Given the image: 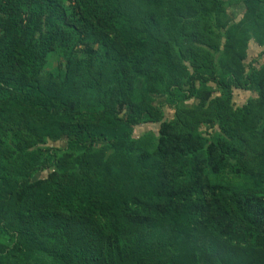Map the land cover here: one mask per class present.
<instances>
[{"label": "trees", "instance_id": "trees-1", "mask_svg": "<svg viewBox=\"0 0 264 264\" xmlns=\"http://www.w3.org/2000/svg\"><path fill=\"white\" fill-rule=\"evenodd\" d=\"M263 56L264 0H0V264H264Z\"/></svg>", "mask_w": 264, "mask_h": 264}, {"label": "rangeland", "instance_id": "rangeland-1", "mask_svg": "<svg viewBox=\"0 0 264 264\" xmlns=\"http://www.w3.org/2000/svg\"><path fill=\"white\" fill-rule=\"evenodd\" d=\"M254 48L252 49V46L250 47V50H249V53L250 54H253L254 53ZM247 59H248V57H247ZM248 96V93L247 92H245V91H243V90H235V92H234V96H233V100H234V102L236 103V104H239L242 100H244L246 97ZM163 109H164V114H165V117L167 118V117H170L171 116V110L170 109H168L166 106H164L163 107ZM149 127V125L148 124H144V125H142V127L141 128H139V127H137V130H138V132L139 131H141V130H143V129H145V128H148ZM135 134H137V132H135ZM49 144H51V145H55V146H60V145H63V142L62 141H55V142H52V141H49L48 142Z\"/></svg>", "mask_w": 264, "mask_h": 264}, {"label": "crops", "instance_id": "crops-1", "mask_svg": "<svg viewBox=\"0 0 264 264\" xmlns=\"http://www.w3.org/2000/svg\"><path fill=\"white\" fill-rule=\"evenodd\" d=\"M252 46V49L254 48V53L253 54H248V56L249 57H252V56H255L256 55V53H258V51H259V47L254 43V42H251V44H250V47ZM262 59H264V56L262 57Z\"/></svg>", "mask_w": 264, "mask_h": 264}]
</instances>
